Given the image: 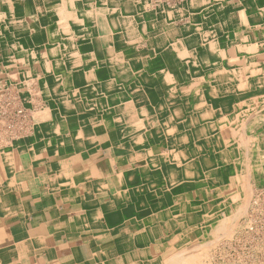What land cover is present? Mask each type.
Returning <instances> with one entry per match:
<instances>
[{
  "label": "bare ground",
  "instance_id": "6f19581e",
  "mask_svg": "<svg viewBox=\"0 0 264 264\" xmlns=\"http://www.w3.org/2000/svg\"><path fill=\"white\" fill-rule=\"evenodd\" d=\"M93 1L41 5L48 22L38 36L24 20V36L1 38L0 102L22 103L30 118L15 124L22 135L0 140V154L56 151L59 119L88 113L84 128L104 123L119 150L146 160L129 171L114 216L136 218L144 246L159 225L169 244L159 264H216L209 246L222 236L251 241L264 216V0ZM203 179L223 187L208 210L206 192L192 193ZM163 222L174 228L165 233Z\"/></svg>",
  "mask_w": 264,
  "mask_h": 264
},
{
  "label": "crops",
  "instance_id": "0c3cea01",
  "mask_svg": "<svg viewBox=\"0 0 264 264\" xmlns=\"http://www.w3.org/2000/svg\"><path fill=\"white\" fill-rule=\"evenodd\" d=\"M64 1L0 0V56L5 52L1 38L24 36V20L32 30L28 36H38L39 22H48L38 11L41 5L52 10ZM254 32L259 36L257 28ZM101 36L98 44L112 42ZM162 37L168 44L165 33ZM86 116L80 110L59 119L63 141L56 151L22 147L17 161L8 151L0 154V264H159L152 255L162 250L159 225L158 238L144 246L136 241L132 218L114 216L125 202L121 195L129 171L146 160L119 150L104 123L84 128Z\"/></svg>",
  "mask_w": 264,
  "mask_h": 264
},
{
  "label": "rangeland",
  "instance_id": "374dc122",
  "mask_svg": "<svg viewBox=\"0 0 264 264\" xmlns=\"http://www.w3.org/2000/svg\"><path fill=\"white\" fill-rule=\"evenodd\" d=\"M176 2H180L179 0H175ZM10 90V89H9ZM14 90V89H13ZM20 99L22 98V96H20L19 97ZM5 102V103H4ZM20 102V101H19ZM7 103V104H6ZM9 103V104H8ZM1 104H5L7 107H9V108H7L8 110L6 111V113H8V115H5V116H2L3 117V125H1L0 124V126H3V127H0V129L1 130H4V131H1L0 130V140L4 143L7 139H9L8 141L9 142H12L14 139H16V137L20 134V135H22L21 133H19V131L16 129V126H15V124L16 125H19V123H20V121H22L23 119H25L27 122H25L26 123V125L28 124V120L27 119H29L30 118V115H27V117H25L24 116V114L23 113H20L19 111H21V112H23L24 110L26 111V112H29L26 108H25V106H23L22 105V103H19L18 105L16 104V100L14 101L13 99H11V101H1L0 102V105ZM15 105H17V107L15 106ZM23 108V109H22ZM17 111V112H16ZM20 113V114H19ZM17 114V115H16ZM23 116H22V115ZM12 115V116H11ZM14 115H15V117H14ZM21 115V116H20ZM19 116V117H18ZM19 118V119H18ZM2 119V118H1ZM18 119V120H17ZM10 120V122H8V121ZM12 120V121H11ZM15 121V122H14ZM5 123H7V124H5ZM9 123V124H8ZM13 124H14V126H13ZM12 126V127H11ZM5 128H7V130L5 129ZM9 129V130H8ZM14 129V131H12ZM5 130H6V132H5ZM8 131V132H7ZM10 131V132H9ZM4 132H5V135H4ZM18 132V133H17ZM3 133V134H2ZM9 133V134H8ZM11 134V135H10ZM3 138H2V137ZM11 136V137H10ZM8 137V138H7ZM6 139V140H5ZM10 145H12L11 143H9ZM9 145V146H10ZM197 186H198V190H196V191H194V192H192L193 194H200L201 196H203L204 195V192H206V195H208V202L206 203V204H204V209L205 210H208V209H210L211 207H213L216 203H217V201H218V198H219V196H221L222 195V192H223V187H222V185L221 186H219V187H215L214 188V186L213 187H211L210 185H209V183L207 182V180L206 179H203V180H201L200 182H198L197 183ZM231 187V186H230ZM220 188V189H219ZM211 189V190H210ZM261 190V189H260ZM263 190V189H262ZM205 196V195H204ZM262 199H263V197H261ZM260 217H261V219H258L257 221H256V223H255V225H258V227H259V229H260V231H259V233L257 234V238L256 237H252V239H251V241H247L246 239H245V237H244V235L242 236H240L239 237V235H238V237H237V239L236 238H234V237H229L228 236V238H226L227 236H222L223 238L221 239L222 241H220V243L219 244H221V245H216V243L217 242H215V245L213 244H211L210 246H209V248H210V254H212L211 255V259L214 261V263H216V264H221V262H223L222 264H238V259L239 258H241L242 257V260H245V261H247L248 263H256V264H264V236H262V234H264V216H261V215H259ZM132 218V220L134 221V223H138V220L136 219V218H133V217H131ZM262 220V221H261ZM263 222V223H262ZM184 224V223H183ZM174 225V224H173ZM171 226V227H169L168 229H166V230H168V231H171L173 228H174V226ZM185 225V224H184ZM163 226H164V228H166L167 227V224L165 223V222H163ZM263 231V232H262ZM171 242H174L175 241V234L174 233H171ZM221 235H223L222 233H221ZM261 237V238H260ZM263 237V238H262ZM240 239H242L241 241H240ZM244 239V240H243ZM225 240H226V242H225ZM232 240V241H231ZM260 240V241H259ZM237 241V242H236ZM245 241V242H244ZM256 241V242H255ZM230 242V243H229ZM232 242V243H231ZM241 242V243H240ZM248 242H249V244H248ZM253 242V243H252ZM256 244H255V243ZM260 242V243H259ZM252 243V244H251ZM233 245V247H232V245ZM237 245V247H236V245ZM245 244V245H244ZM258 244H260L259 246H261V248H259L256 252L255 251H253V249L254 248H256L255 246H258ZM263 244V245H262ZM158 245H160V241H157V247L158 248H162V249H165V248H167L168 246H169V244L168 243H164L163 245H160V246H158ZM238 245H241V246H239L238 247ZM244 245V246H243ZM252 245V246H251ZM217 246V247H216ZM229 246H231V247H229ZM235 247V248H234ZM241 247V248H240ZM215 248V249H214ZM234 248V249H233ZM238 248V249H237ZM221 249V250H220ZM236 249V250H235ZM219 250H220V252L221 253H219ZM223 250H225V251H223ZM228 250H229V252H228ZM261 250V251H260ZM213 252V253H212ZM240 252V253H239ZM244 252V253H243ZM255 252V253H254ZM228 253V254H227ZM229 253H230V255H229ZM238 253V254H237ZM246 253V254H245ZM257 253H259V254H257ZM213 254H215V255H213ZM220 254H221V256H220ZM224 254V255H223ZM227 254V255H226ZM234 254V255H233ZM246 256H245V255ZM154 255L155 256H157L158 254L157 253H154ZM248 255V256H247ZM224 256V257H223ZM229 256V257H228ZM252 256V257H251ZM255 256V257H254ZM223 257V258H222ZM228 259H226V258ZM231 257V258H230ZM234 257V258H233ZM257 257V259H255ZM218 258V259H217ZM226 260H225V259ZM254 258V259H253ZM230 259V260H229ZM252 259H253V261H252ZM224 260V261H223ZM255 261V262H254ZM226 262V263H225ZM237 262V263H236ZM259 262V263H258Z\"/></svg>",
  "mask_w": 264,
  "mask_h": 264
}]
</instances>
